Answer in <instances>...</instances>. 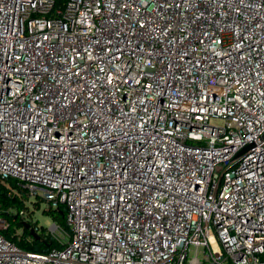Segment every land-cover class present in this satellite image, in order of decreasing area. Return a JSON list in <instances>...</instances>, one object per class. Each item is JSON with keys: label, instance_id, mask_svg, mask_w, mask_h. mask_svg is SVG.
Wrapping results in <instances>:
<instances>
[{"label": "built area", "instance_id": "1", "mask_svg": "<svg viewBox=\"0 0 264 264\" xmlns=\"http://www.w3.org/2000/svg\"><path fill=\"white\" fill-rule=\"evenodd\" d=\"M0 184V264H264V0H0Z\"/></svg>", "mask_w": 264, "mask_h": 264}, {"label": "trees", "instance_id": "2", "mask_svg": "<svg viewBox=\"0 0 264 264\" xmlns=\"http://www.w3.org/2000/svg\"><path fill=\"white\" fill-rule=\"evenodd\" d=\"M23 207L22 201H20L16 197H10L7 194V190L5 187L0 184V215L1 216H8L10 227L6 231L5 235L8 238H11L15 240L17 243H19L21 246L26 247L31 250L35 251H47L50 249V246L48 243H44L42 241L33 240L30 244H24L22 241H17L15 236H13L15 230L17 228L22 227V222L19 219H15L13 216L8 215V209L14 208L15 210H20ZM52 216L54 219L61 225L65 226L66 224V212L64 206H60V208L56 211H51ZM27 234V231L25 232V235ZM48 242V241H47Z\"/></svg>", "mask_w": 264, "mask_h": 264}, {"label": "rangeland", "instance_id": "3", "mask_svg": "<svg viewBox=\"0 0 264 264\" xmlns=\"http://www.w3.org/2000/svg\"><path fill=\"white\" fill-rule=\"evenodd\" d=\"M27 205L31 211L30 215L33 222H37L39 227H43L49 230L50 226L54 222V219L52 214L47 211V201H37L35 197H30Z\"/></svg>", "mask_w": 264, "mask_h": 264}, {"label": "water", "instance_id": "4", "mask_svg": "<svg viewBox=\"0 0 264 264\" xmlns=\"http://www.w3.org/2000/svg\"><path fill=\"white\" fill-rule=\"evenodd\" d=\"M32 234L34 235L35 238L39 239V236L38 235H36L34 233H32Z\"/></svg>", "mask_w": 264, "mask_h": 264}]
</instances>
